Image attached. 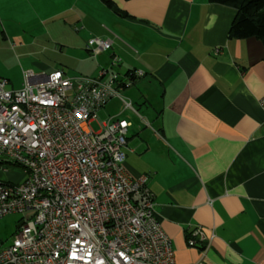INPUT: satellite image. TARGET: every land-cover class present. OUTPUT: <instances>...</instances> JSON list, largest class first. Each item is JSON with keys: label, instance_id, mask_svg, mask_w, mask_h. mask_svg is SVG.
I'll return each mask as SVG.
<instances>
[{"label": "crops", "instance_id": "obj_1", "mask_svg": "<svg viewBox=\"0 0 264 264\" xmlns=\"http://www.w3.org/2000/svg\"><path fill=\"white\" fill-rule=\"evenodd\" d=\"M112 1L126 17L101 0H0V68L48 70L30 55L46 39L92 77L114 56L143 73L123 91L134 119L111 117L132 124L125 167L149 177L174 264H264V44L231 39L236 10L209 0ZM92 38L114 40L95 61Z\"/></svg>", "mask_w": 264, "mask_h": 264}, {"label": "built area", "instance_id": "obj_2", "mask_svg": "<svg viewBox=\"0 0 264 264\" xmlns=\"http://www.w3.org/2000/svg\"><path fill=\"white\" fill-rule=\"evenodd\" d=\"M113 43L92 38L86 49L96 58ZM120 63L114 56L97 77L24 71L19 89L0 78V173L26 174L23 183L0 178V222L30 214L0 250V264H174L149 177L134 178L125 167L132 124L111 117L98 132L91 128L112 101L134 110L123 91L143 73L123 75ZM197 239H206L202 228L189 245Z\"/></svg>", "mask_w": 264, "mask_h": 264}, {"label": "rangeland", "instance_id": "obj_3", "mask_svg": "<svg viewBox=\"0 0 264 264\" xmlns=\"http://www.w3.org/2000/svg\"><path fill=\"white\" fill-rule=\"evenodd\" d=\"M38 45L36 47L31 48L33 53L30 55H32L34 59H38L39 61L41 60L42 63L46 67H48V71L63 69L64 72L71 77L80 76V75L92 77L91 75H88L81 71V69L79 68L80 67L79 63H77L76 60L73 59L67 60V57H69L70 54L66 50L61 51L57 49L46 39H42L38 43ZM93 61H95L94 57H93ZM18 65L19 66H14L9 63V65L6 68H0V78L10 80L15 83V86L19 87L20 85L22 86L21 83H23L24 71L33 70L36 73H40L43 71L42 69H39L35 66H31V65L25 66L22 62L21 65L20 64ZM3 72H7V74H4ZM97 76H93V77H97ZM123 96L126 99H129L124 93ZM133 108L135 111L132 109L125 111L124 105H118L116 102L111 103L107 108L102 109L98 112L96 120L91 124V128L95 132H98L100 130L101 124L109 120V118L111 117V113L116 114V113L124 112V116L126 119L128 120L134 119V115L135 113H137L136 112V109L138 108L137 104H134ZM130 132L132 133V130ZM9 169H10L9 171L6 170L0 173V178L2 180L12 183H23L25 181L26 174L23 169L14 168V167H10ZM23 219H26L28 221L30 219V214L9 215L1 220L0 250L8 247L12 243L18 231L17 228L18 224Z\"/></svg>", "mask_w": 264, "mask_h": 264}, {"label": "trees", "instance_id": "obj_4", "mask_svg": "<svg viewBox=\"0 0 264 264\" xmlns=\"http://www.w3.org/2000/svg\"><path fill=\"white\" fill-rule=\"evenodd\" d=\"M101 1L117 14L127 16L116 7L112 0ZM209 2L236 10V18L229 31L231 39L256 38L264 44V0H209Z\"/></svg>", "mask_w": 264, "mask_h": 264}, {"label": "water", "instance_id": "obj_5", "mask_svg": "<svg viewBox=\"0 0 264 264\" xmlns=\"http://www.w3.org/2000/svg\"><path fill=\"white\" fill-rule=\"evenodd\" d=\"M21 226H22V223H20L17 228L19 229Z\"/></svg>", "mask_w": 264, "mask_h": 264}]
</instances>
